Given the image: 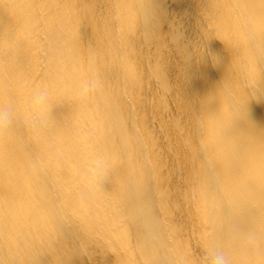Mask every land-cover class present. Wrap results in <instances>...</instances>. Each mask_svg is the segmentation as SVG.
I'll list each match as a JSON object with an SVG mask.
<instances>
[{
  "label": "clouds",
  "instance_id": "1",
  "mask_svg": "<svg viewBox=\"0 0 264 264\" xmlns=\"http://www.w3.org/2000/svg\"><path fill=\"white\" fill-rule=\"evenodd\" d=\"M43 6L23 0H0V9L6 14L0 20L3 26L0 33V141L6 144L12 128L23 123L44 147V166L59 168L58 155L68 149L80 156L73 194L52 203L48 214L53 239L62 242L67 249V256L60 264H70L74 255L91 259L93 233L101 234L113 214L121 216L131 227L139 256L136 264H264V226L251 239L245 234L233 235L231 230L224 232L212 218L219 201L211 191L221 183L217 154L223 153L227 166L235 158L242 140L250 142L258 186L264 189V133L245 128L250 104L264 99V0H232L217 5L230 10L222 21V29L231 37L230 43L209 30L205 23L207 7L201 0L197 37L188 40L183 24L175 19L170 21L169 30L164 32L168 52L154 55L146 65L127 55L115 60L93 56L85 63L71 47L64 46L61 40L64 22H61L56 46L48 49L51 53L49 70L36 81L18 70L19 58L29 52L28 34L22 27V18L17 15L14 22L12 13ZM124 7L132 10L146 32L159 36L164 12L156 0H127ZM213 39L222 41L231 53L227 64L208 50V42ZM173 54L179 69L175 83L169 76ZM208 59L216 67L223 66V77L204 94L186 100L180 89L187 83L188 68L194 62ZM14 74H17L16 91L11 93L9 85ZM145 82L164 96L171 94L170 99H178L186 147L198 162L188 184L177 190L175 204L177 212L183 215L197 204V194L205 197L197 204L204 215V227L191 245L181 238L179 228L173 229L164 216L157 215V203L143 171L131 177L128 183L119 182L120 192L113 195L105 189V181L112 176L119 159L107 152L105 143H95L88 153L77 143L78 130L86 118L102 115L109 122L121 117L132 94ZM61 108L66 112L58 118L56 110ZM151 168V179L155 181L159 207L163 210L165 195L152 164ZM0 220H3L2 234L7 244L6 217ZM69 231L75 235L73 243L65 239ZM0 264H10V261L3 259Z\"/></svg>",
  "mask_w": 264,
  "mask_h": 264
},
{
  "label": "bare ground",
  "instance_id": "2",
  "mask_svg": "<svg viewBox=\"0 0 264 264\" xmlns=\"http://www.w3.org/2000/svg\"><path fill=\"white\" fill-rule=\"evenodd\" d=\"M23 2L44 5L12 13L14 22L17 15L22 18V27L28 34L29 52L19 58L18 70L36 81L49 70L51 53L48 49L56 46L61 22H64L61 36L64 46L71 47L85 63L93 56L115 60L127 55L146 65L154 55L168 52L164 32L169 30V22L174 19L183 24L188 40L199 34L197 23L201 0H156L164 12V23L157 39L139 25L132 10L124 7L127 0ZM230 2L232 0H204L207 27L226 43L231 42V37L222 29V21L230 10L217 5ZM5 15L0 9V20ZM138 28L144 30L141 37L137 36L138 33L130 35ZM139 38L143 46L136 45ZM207 47L211 53L221 57L223 64L230 62L231 53L222 41L213 39ZM178 74L177 57L173 54L169 76L174 83ZM16 75L9 85L11 93L16 91ZM223 75V66H214L210 59L194 62L188 68L187 83L181 85V94L186 100H194ZM169 96H164L145 82L132 94L121 117L109 122L102 115L86 118L78 130L77 143L85 153L92 151L95 143H105L107 152L119 159L112 176L105 181V189L113 195L120 192L119 182L128 183L131 177L143 171L150 181L157 215L164 216L173 229L179 228L181 238L191 245L204 227V215L197 204L205 197L197 194V204L183 215L176 210L177 190L188 184L198 162L193 160L186 147L179 101ZM65 112L64 108L57 109L56 115L60 118ZM245 128L257 134L264 133V99L250 104ZM79 159L78 153L68 149L58 155L59 168L44 166V147L31 136L23 123L12 128L6 144L0 141V217H6L8 232L6 244L2 234L3 220H0V260L8 259L10 264H60L66 258L65 245L53 239L48 214L52 203H59L73 194L78 180ZM216 163L221 183L211 189L219 201L212 218L224 232L231 230L233 235L245 234L251 239L264 226V189L258 186L259 177L254 168L250 142L241 141L235 158L227 166L222 152L217 154ZM151 164L165 195L163 210L159 207L155 181L151 179ZM65 239L73 243L74 233L67 232ZM92 239L95 240L92 258L74 255L70 264H93V260L98 264H118L119 261L136 264L139 259L131 227L117 214L112 215L101 234L94 232ZM102 252L107 255L99 254Z\"/></svg>",
  "mask_w": 264,
  "mask_h": 264
},
{
  "label": "rangeland",
  "instance_id": "3",
  "mask_svg": "<svg viewBox=\"0 0 264 264\" xmlns=\"http://www.w3.org/2000/svg\"><path fill=\"white\" fill-rule=\"evenodd\" d=\"M143 32H144V30H143L142 28H138L137 31L131 33L130 35H133L134 33H138L137 36H138V37H141V35H142ZM130 35H129V40L132 39ZM154 38L157 39V36H154ZM136 45H139V46H140V45H141V46L144 45V43H143V41H142L141 38H139V40L137 41ZM133 49H134V53H135V51H136V47L133 48ZM77 264H85V263H77ZM93 264H98V262L93 260Z\"/></svg>",
  "mask_w": 264,
  "mask_h": 264
}]
</instances>
